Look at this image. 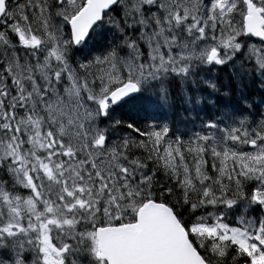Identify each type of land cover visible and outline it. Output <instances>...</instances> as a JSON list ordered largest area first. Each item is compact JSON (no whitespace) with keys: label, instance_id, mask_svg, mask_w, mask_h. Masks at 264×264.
I'll return each mask as SVG.
<instances>
[{"label":"snow or ice","instance_id":"snow-or-ice-1","mask_svg":"<svg viewBox=\"0 0 264 264\" xmlns=\"http://www.w3.org/2000/svg\"><path fill=\"white\" fill-rule=\"evenodd\" d=\"M0 264H264V0H0Z\"/></svg>","mask_w":264,"mask_h":264}]
</instances>
